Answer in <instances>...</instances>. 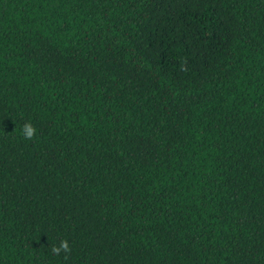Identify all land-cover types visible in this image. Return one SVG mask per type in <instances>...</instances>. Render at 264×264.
I'll use <instances>...</instances> for the list:
<instances>
[{"label":"trees","instance_id":"16d2710c","mask_svg":"<svg viewBox=\"0 0 264 264\" xmlns=\"http://www.w3.org/2000/svg\"><path fill=\"white\" fill-rule=\"evenodd\" d=\"M0 264H264V0H0Z\"/></svg>","mask_w":264,"mask_h":264},{"label":"clouds","instance_id":"9594fccd","mask_svg":"<svg viewBox=\"0 0 264 264\" xmlns=\"http://www.w3.org/2000/svg\"><path fill=\"white\" fill-rule=\"evenodd\" d=\"M37 129L30 122H26L21 128V134L24 139L32 140L36 135ZM51 252L53 255H60L61 252L65 253V256L71 253V247L66 239H61L58 244H52Z\"/></svg>","mask_w":264,"mask_h":264}]
</instances>
